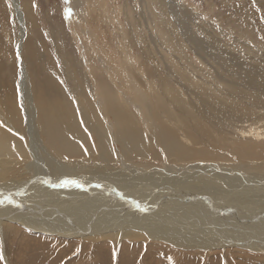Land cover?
I'll use <instances>...</instances> for the list:
<instances>
[{"label":"rangeland","instance_id":"1","mask_svg":"<svg viewBox=\"0 0 264 264\" xmlns=\"http://www.w3.org/2000/svg\"><path fill=\"white\" fill-rule=\"evenodd\" d=\"M79 1L81 3L76 0H68L67 3L65 0H20L27 35L18 55L16 44L19 34H22L19 17L13 12L9 0H0V134L3 142V159L0 161L6 163L0 166L1 178H11L10 174L17 172L11 168L13 162L22 160L27 163L30 159L25 146H10L24 137L30 139L25 132L24 124L27 120H23L21 111H18L20 99L17 83L19 69L23 68L24 61L32 104L30 110L36 111L33 119L38 121L39 117L45 116V109L60 105L77 116H59L51 119L50 125L47 120L38 121L41 125L36 140L40 142L34 143L52 149V159L68 166L67 178L71 177L70 173L76 172L78 162H89L87 165L91 167L85 169L86 172L89 169L97 170L98 173L103 171L112 177L125 176L126 181L133 178L136 180L137 176L147 170L151 171L148 173L159 171L158 168L166 162L168 166L173 165L167 168L169 175L173 174L172 167L181 168L177 170L181 174L174 173L180 179L183 178V171L194 167L193 172L200 168L201 171L215 174L232 171L237 174L243 172L248 176L263 171L260 179L264 180V137L257 141L241 139L229 142L216 139L218 136H204L242 112H254L256 116L241 120L264 125V78H260L264 75V0H176L175 7L168 0ZM76 11L81 13L74 15ZM173 16H176L175 20ZM132 94H135L134 97ZM213 97L232 101L211 102ZM201 101L206 107L211 104L215 106L212 113L201 109ZM241 102L251 103L255 107H243L239 104ZM225 105H235L240 109H232L221 121ZM195 107L200 108L192 115L194 120L205 122L207 128H188L186 133L194 136L195 142L200 145L182 146L169 153L163 152L161 144H164V131L166 139H171L172 144L178 135L175 133L176 127L168 120L165 121L161 117L164 115H159L157 109L169 119L175 120L179 114L175 112L190 111ZM100 112L106 115H100ZM96 117L111 126V130H114L112 136L97 130L100 122ZM147 117H150L147 120L148 127L154 126L151 132L158 134L159 142H155L157 149L151 151L154 156L127 159L128 167L118 165L119 160L112 161L113 166L107 168L105 162H92L91 152H100L99 147L107 148L111 156L117 153L125 157L117 118L129 122V128L137 131L143 128L142 120ZM177 118L184 121L182 115ZM58 123H61L59 127ZM155 126H160L161 137ZM79 128L84 131L87 140L76 136ZM10 129L17 133L10 132ZM177 133L180 134L179 131ZM11 134L17 139H11ZM63 137L77 142L83 149V155L64 148L61 144ZM156 152L160 155H156ZM161 157H164L163 162ZM251 164H259L261 167L256 170ZM117 165L122 166L119 171ZM243 165L252 171L239 170V166L242 168ZM50 167V177L44 180L48 182L49 178L57 179L59 186L67 178L57 176L54 166ZM17 168L23 171L21 165ZM91 174L87 176L96 178L94 181L98 184L102 182L100 185L111 186L109 178H98L96 176L101 174ZM78 176L75 175L73 179ZM198 178L207 179L203 174ZM199 182L204 183V179ZM217 184L221 186L217 180L210 192L213 197L221 192ZM17 185V189H23L20 183ZM50 188L54 193V186ZM28 193H32V190ZM136 196L139 198V195ZM125 205L131 211L132 208ZM118 210L121 214L126 213V209L114 208L109 220H117L115 216ZM14 212L22 215L17 209L11 208V214H8L11 220H3L4 226H0V255L4 258L0 264H264V251L256 254L252 249L241 252L237 248H214L213 251L208 249V252L196 248L176 249L163 244V240H156V237L129 238L131 241L123 240L121 244L112 237H103L104 234L91 239L82 235L73 238L61 235L46 237L15 223L12 220ZM101 230L94 227L93 232L100 234L103 233Z\"/></svg>","mask_w":264,"mask_h":264},{"label":"bare ground","instance_id":"2","mask_svg":"<svg viewBox=\"0 0 264 264\" xmlns=\"http://www.w3.org/2000/svg\"><path fill=\"white\" fill-rule=\"evenodd\" d=\"M9 1L13 12L15 13V15H18L19 23L21 25V27L19 28L22 30V34H19L18 43L16 44V52L18 53V55H20L25 35H27V30L26 26H24V19L22 18L23 11L19 4L20 0ZM76 1L78 3H81V1L79 0ZM165 2H167V0H165ZM168 2H170L172 6H176V0L175 2L168 0ZM28 11L29 15H31V11L29 9ZM75 13L76 14L74 15H78L77 13L80 14L81 12L76 11ZM173 17L175 20L176 16ZM193 43L196 42L193 41ZM194 52L197 53L196 50ZM22 60L24 59L22 58ZM23 63V68L19 69V77L17 83L20 99V104H18V111H21L23 120H27V122L25 121L24 124L26 125L25 132L28 134L30 139L27 140L24 137L23 140L19 139L16 143L11 144L10 146L11 148L25 146L30 159L27 161V163H24L22 160H20L21 163L13 162L11 164V168L13 171L17 172L11 173V178L4 179L0 177V194H3L0 195V200H3L4 197L7 196L10 197L13 201L11 204L7 202L0 204V215L2 214V217H0V226H4L5 221L3 220H11L8 217V214H11L10 209L14 208L22 214L19 215L18 213L14 212V215H12V220L15 223L18 222L20 223V225H24L28 229H32L34 233H42L43 235H46V237H59V235H61V237L65 236L66 238H73L75 236L82 235L89 236L90 238L88 239H91L94 237H100L101 234H104L103 237H112L113 239L117 240L118 244H121L123 240L126 241L129 238L132 239L136 237H156V240H163V244L166 243L167 245L172 246L176 249L191 250L196 248L202 251H207L208 249H211L213 251L214 248H237V250L240 249L241 252L242 250L252 249V251L256 252V254L258 252L264 251V180L260 179V177L263 176V171H257V174H250L248 176V174H245L243 172L237 174V172L232 171V173L215 171L217 172V174H215L208 172L207 170L201 171L200 168L199 170L196 169L194 170L195 172H193L194 167H189L191 169H185L187 172L183 171V174L181 175L183 178L180 179L176 178L174 173L181 174L179 172L181 168L179 169L176 166L172 167V169H174L173 174L171 173L172 175H169L170 173L167 172V168L173 165L168 166L169 163L167 164L165 162L160 168H158V172L155 171L154 173H148L151 171L147 170L142 175H139V173V176H137L136 180L133 178V180H129V182L126 181L127 179L125 176L112 177L109 174L102 173L103 171L101 173H98L97 170L95 171L93 169H89V171L86 172L85 169L91 167L90 165H87L89 162H78L76 172L70 173L69 176L71 177L67 178L66 176L69 172L68 166L52 159V149L50 147L48 148L44 144L39 146L38 144L35 145L34 143H38L39 141V139L36 140V138L37 132L40 130L41 121L47 120L48 125H50L51 119H54L56 117L60 116L65 118H77V116L75 114L72 115V112L64 105H60L59 107H49L48 109H45V116L38 118V121L40 122H38L37 119L34 120L33 115L36 114V111L30 110L32 108V104L28 88V76L26 73V64L24 61ZM103 63L105 62L103 61ZM235 69H237V67ZM234 71L232 72L234 73ZM234 75L237 76L238 74ZM260 78H264V75ZM220 79L222 80V78ZM190 84L191 83H188L187 85ZM244 92H247V90L243 91L242 93ZM125 99L127 100V98ZM203 99H205V97ZM230 101L232 100L227 99L222 101L220 99H215L214 97L213 99L211 98V102L226 103ZM127 103L130 102L128 101ZM239 104L243 107H255L251 103L244 104L241 102ZM200 105L202 110H209V112H206L209 114L212 113V110L215 108V106L212 104L207 107L204 106L203 101H201ZM97 108L99 107L97 106ZM199 108L200 107H195L190 111L175 112L176 114L179 113L176 115L175 120L169 119L164 112L163 114L161 110L157 109L158 112H156L159 115H164L161 117L165 119V121L168 120L170 123H172L176 127V130H178L180 133L178 134V131L176 132L175 130L176 135H178V139H175L174 144H172L171 139H166V132L164 131V133L162 134V141L164 144H161L164 147V150L162 149L163 152L166 151L169 153L174 151L175 149L178 150V148H182V146L188 147L193 144H198L195 142L196 138L186 132L188 128H194L197 126H201L202 130H205V128H207L205 122H198L193 118V114L198 112ZM232 109L237 110L240 108H237L235 105H225L223 111L221 112V121L224 120L223 118L229 112H231ZM101 113L103 112H100V115H106ZM171 114L174 115L173 113ZM178 115H182L184 117V121L179 120L177 118ZM255 116L256 115L254 112H242L235 117H231L226 124L223 123L218 129H215L213 132L205 134L204 136H218V138L216 139L229 142H234L241 139H255L256 141L261 140L264 137V125H260V123H250L249 120H241L244 118ZM148 118L150 117L142 120V123L145 127L143 126L142 129H138L137 131L129 128V122L117 118V126L121 128L120 142L122 144L124 150L123 155H125V157L122 158L120 155L118 156L117 153H113V156H111L107 148L101 149L99 147L98 150L100 152H91V156H93L94 158L91 159L92 162H98V160L102 163L105 162L107 168V166H113L111 165L112 161L119 160L120 163H118V165L121 164L128 167V165H126L127 159H137L138 156H141L143 158L146 156H149L148 158H150L152 155L154 156V154L151 155V151H156L157 149L155 147V142H159L158 134L151 132L154 129V126L150 125L148 127ZM95 119L100 122V125H97V130L100 133L111 134V136L113 135L114 130H111V126L109 124L104 123L102 121V118L96 117ZM60 124L61 123H58L57 127H59ZM155 128L158 131L159 136L161 137L160 126H155ZM77 130L78 131L76 136L82 140H87V136L84 131L80 128ZM10 132L13 131L10 129ZM18 132L21 133V131L19 130ZM20 133L19 135H21ZM10 136L11 139H17V137L12 134ZM2 143V135L0 134V160L3 159ZM69 143H72V145ZM61 144L64 148L67 147L69 150L80 154V156L83 155V149L77 142L75 143L67 139L66 137H63L61 139ZM201 149L202 148H200V150ZM205 151L207 150L205 149ZM220 154H222V152ZM250 154H252V152L249 153V155ZM156 155H160V153L156 152ZM161 158H163V162L164 157ZM168 159L171 158L168 157ZM168 162H170V160ZM5 164L6 163L0 161V166ZM214 164H216V162ZM18 165H21V170L23 171H20L17 168ZM52 165L54 166V171H56L57 176L66 177L69 180H75L80 185H82V187H76L75 185L71 186V184L61 187L57 185L58 180L52 178H49L48 182H46L44 178H46L47 176L50 177L48 173L52 171L50 167ZM118 165L117 170H120L121 165L119 167ZM245 166L243 165L242 168L241 166H239V170L250 173L252 169L247 168V165ZM251 166H254L255 169L261 167L259 164H251ZM95 168H97V166H95ZM177 170L179 171L177 172ZM90 171L92 174L90 173ZM1 173L2 172H0V176L2 175ZM105 173H107V171ZM87 174H101L96 177L109 178V181H111L112 184L111 186L100 185L102 182L98 184L94 181L96 178L93 179V177H89V175L87 176ZM202 174L207 178H203L204 183L199 182L203 179L200 180L198 178ZM75 175L80 176L73 179ZM217 180L221 185L220 187H218L219 184H217V188H220L219 191L221 192H218L219 195H215L217 197H213L210 195L212 193L211 189L214 184L216 185ZM39 181L41 183H39ZM100 181H102V179ZM103 182L106 183L105 181ZM18 183L23 186V189L22 187L20 189L16 188L18 186ZM52 183H55L57 185L54 186V193L50 188V186H53ZM29 190H32V193H28ZM134 194L139 195V198H137V196ZM42 195L44 196V198H41ZM25 198H29L31 201L26 200ZM16 204H18V206ZM124 204L129 205L132 208H130L131 211H129L126 205L124 206ZM114 208L115 210L119 208H123L124 210L126 209V213L122 212V214L118 210V214L115 216V218H117L115 222L109 220V217L113 215L111 211ZM127 211L129 212L127 213ZM102 219L103 221H101ZM107 220H109V222H107ZM94 227L102 229L101 232L103 233L98 234L93 232Z\"/></svg>","mask_w":264,"mask_h":264},{"label":"snow or ice","instance_id":"3","mask_svg":"<svg viewBox=\"0 0 264 264\" xmlns=\"http://www.w3.org/2000/svg\"><path fill=\"white\" fill-rule=\"evenodd\" d=\"M65 2L67 3L68 0H65ZM68 14H70V10H68ZM70 184L75 185L76 187H82V185H80L77 181L69 180V179L63 180L59 186L63 187V186H67ZM53 186H56V185H53ZM0 195H3V194H0ZM5 202L11 204L13 201L11 200L10 197L5 196L3 200H0V204H3ZM3 259H4L3 256L0 255V260H3Z\"/></svg>","mask_w":264,"mask_h":264}]
</instances>
